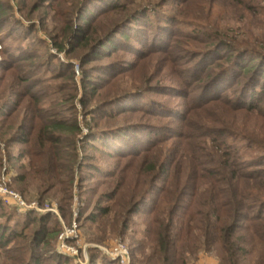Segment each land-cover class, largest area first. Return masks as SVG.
<instances>
[{"label":"rangeland","instance_id":"obj_1","mask_svg":"<svg viewBox=\"0 0 264 264\" xmlns=\"http://www.w3.org/2000/svg\"><path fill=\"white\" fill-rule=\"evenodd\" d=\"M0 13V184L28 207L0 195L1 233L25 237L0 248V264H119L108 256L119 245L131 264H149L150 201L166 186L163 169L174 161L180 178L187 166L199 173L208 168L203 138L214 149L225 139L244 155L248 172L259 181L264 175V98L254 112L225 118L223 108L232 100L243 106L239 92L253 85L232 84L236 69L220 75L215 87L211 79L191 81L213 61L210 78L225 64L229 69L227 48L200 56L215 37L254 51L246 59L262 56L264 0H0ZM80 26L90 45L102 39L98 50L70 45L65 32ZM195 57L202 69L191 63ZM198 94L217 96V107L198 109L190 100ZM188 104L197 111L186 123ZM60 121L77 131L48 128ZM69 139L76 151L66 147ZM143 192L145 202L129 209ZM61 208H69L70 223ZM103 209L110 213L100 215ZM40 217L42 224L31 221ZM53 229L61 232L49 241L52 251L41 250L35 232ZM209 259L221 264L215 251L203 250L181 264Z\"/></svg>","mask_w":264,"mask_h":264},{"label":"trees","instance_id":"obj_2","mask_svg":"<svg viewBox=\"0 0 264 264\" xmlns=\"http://www.w3.org/2000/svg\"><path fill=\"white\" fill-rule=\"evenodd\" d=\"M250 11L254 10L251 9ZM2 14L0 13V16ZM156 28L158 29V26ZM87 30L83 29L82 26L75 30L67 29L65 37L68 41L67 35L71 34V41L73 42L70 44L71 46L78 44L77 46L88 49V51L98 50L103 42L102 39L93 46L90 45L91 39L86 37ZM209 43L211 44L209 50L204 53L200 52L201 58L207 57L211 52L217 51L221 47L227 48V51L230 50V54L232 53L229 55L230 58L228 57L229 69L225 64L221 74L215 78H210L209 74L213 71V61L207 70L204 69L203 73L194 74L191 81L193 84H204L203 81L211 79L209 85L215 87L220 75L226 74L231 69H236L234 72H236L235 77L237 79H232L231 82H238L232 84H241V89L244 86L248 87V85L249 87L253 85V88H248L246 92L243 90L239 92L246 97L243 106L237 107L232 100L223 108L222 115H225L226 118L230 113H237V111L254 112L258 107L255 103H259L260 98H264V47H262L260 53L262 56L251 60V58L246 59L244 56L254 51L236 48L239 46H235V42L232 43L233 45L225 42L223 44L220 42V37H215ZM218 43L219 45H217ZM59 51L62 50L59 49ZM190 61L197 70L203 67V63L197 57ZM257 61H261V63L256 64ZM228 86H226V90ZM225 91L222 95L227 96ZM187 96L188 94H185V98ZM190 100H192V103H197L198 109L202 108L205 111L208 107L215 108L218 105L217 96L207 98L203 94H198ZM187 109V112L181 116V119L183 118L186 123L190 113L197 111L194 106L191 107L189 104ZM48 128L63 134H74L77 131L76 126L65 121L49 123ZM69 141L70 143H66V147L76 151V142L72 139H69ZM201 141V145L205 146V161H208V165H210L208 168L199 173L192 171L187 166L186 173L184 172L180 178L177 171L173 172L175 170L174 161L169 160L168 165L163 169L162 174L166 186L160 190V196L150 201L153 216L147 234L152 236L154 247L151 259L150 261L147 259V261L149 264H181L185 257L203 250L206 252L215 251L221 264H246L254 258L256 259L254 260L255 264H264V175L261 176L259 181L256 178L257 172L253 175L248 172L247 169H250V166H248L250 164L245 162L244 155L242 156L239 150L225 139L221 141V145L217 142L219 144L217 149H214V146H209L207 139L203 138ZM158 142L162 144L165 140H157L154 144ZM58 143L59 140L56 144ZM145 173L148 174V172ZM146 195L147 192H143L141 196L133 198L135 204L133 203V207L128 204L129 209L140 207L145 202ZM2 206H4V203L0 200V217L3 213ZM29 212V215L35 214ZM61 212L64 218L67 216L66 218L70 223L69 208H61ZM109 213L107 209H103L100 215L106 216ZM155 213L160 216L154 217ZM43 219V217L32 218L31 221L42 224ZM52 219L50 221L57 224L56 219ZM116 223H119L118 220L114 222V224ZM1 231L2 228L0 227V248H7L14 237L21 235V238L25 239L22 236L24 233L22 231L15 236L13 233L11 237L5 236ZM60 232L61 230L58 229L56 231L53 229L47 234H44L46 233L44 231L42 234L36 231L34 237L41 238L43 244L41 250L52 251L53 247L49 241L56 239ZM16 249L17 252H24L26 248L16 246ZM55 257L60 260L59 255ZM99 257L97 256V258ZM53 259L55 258L53 257ZM18 261L22 262V258H19ZM37 263L38 260L33 261V264ZM64 263L66 261H63Z\"/></svg>","mask_w":264,"mask_h":264},{"label":"built area","instance_id":"obj_3","mask_svg":"<svg viewBox=\"0 0 264 264\" xmlns=\"http://www.w3.org/2000/svg\"><path fill=\"white\" fill-rule=\"evenodd\" d=\"M0 195L3 197L7 196L11 198L15 202V204L21 209L28 208L27 204L24 202V200L21 198L20 195L8 190L6 186H3L1 184H0ZM32 207L35 209L36 206L32 205ZM39 212L42 211L39 210ZM61 248L68 252H72V250H70L67 246H65L64 243L61 244ZM108 256L113 260H117L119 264H131V254L126 248H124V246L119 245L115 247L114 249L108 252Z\"/></svg>","mask_w":264,"mask_h":264},{"label":"crops","instance_id":"obj_4","mask_svg":"<svg viewBox=\"0 0 264 264\" xmlns=\"http://www.w3.org/2000/svg\"><path fill=\"white\" fill-rule=\"evenodd\" d=\"M206 261H207L209 264H213V262H214V261H212V260H210V259H209V260H206Z\"/></svg>","mask_w":264,"mask_h":264}]
</instances>
